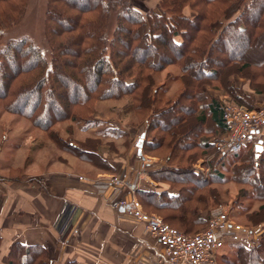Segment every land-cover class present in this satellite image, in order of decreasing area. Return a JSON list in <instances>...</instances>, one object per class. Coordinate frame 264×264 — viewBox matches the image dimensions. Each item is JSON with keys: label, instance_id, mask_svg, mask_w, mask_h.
Here are the masks:
<instances>
[{"label": "trees", "instance_id": "obj_1", "mask_svg": "<svg viewBox=\"0 0 264 264\" xmlns=\"http://www.w3.org/2000/svg\"><path fill=\"white\" fill-rule=\"evenodd\" d=\"M25 3L0 0V38L4 27L21 17ZM186 8L193 15L185 13ZM111 17L114 28L106 38ZM46 22L53 44L50 60L26 37L0 48V101L8 113L48 134L58 149L98 171L113 173L98 151L119 153L115 142L123 140L125 149L126 133L98 132L99 122L81 114L97 102L127 99L123 113L145 123L142 154L167 153L166 168L151 178L178 189L176 195L137 189L143 211L170 212L165 219L185 229L201 226L204 221L195 219L196 210L218 199L211 186L229 180L249 187L240 189L241 197L260 203L248 215V223L264 222V150L247 149L232 156L230 177L220 170L227 157H219L205 178L190 168V163L213 153L214 142L228 134L226 100L248 109L256 105L235 86L233 76L246 79L252 91L264 96V0H159L156 12L146 14L135 10L130 0H48ZM11 58L18 66L5 70ZM170 66L179 74L167 72L157 84L156 75ZM174 78L180 88L170 96L166 84ZM206 87L217 95L206 93ZM79 91L83 94L77 98ZM71 122L92 137L74 143L72 126L66 127L68 139L53 129ZM236 258L237 264H264V235L249 248L238 246ZM7 264L50 260L41 246L16 243Z\"/></svg>", "mask_w": 264, "mask_h": 264}, {"label": "rangeland", "instance_id": "obj_2", "mask_svg": "<svg viewBox=\"0 0 264 264\" xmlns=\"http://www.w3.org/2000/svg\"><path fill=\"white\" fill-rule=\"evenodd\" d=\"M158 1L159 0H130V3L131 6L139 13L146 14L150 11L156 12V5ZM47 4L48 0H26V3L24 4L25 8L21 12V17L17 19L14 24L4 27L0 38V48H2L10 40L26 37L33 46L41 51L47 60H50L53 44L50 41L51 37L47 32ZM6 13L11 17V12L6 11ZM185 13L191 15L192 12L186 8ZM113 28L114 20L113 17H111L109 26L106 30V38L111 37ZM9 62L10 63H7L8 65L5 70L10 71L18 66L16 59L11 58L9 59ZM167 72L171 73L174 77L179 74L177 68L170 66L163 72L156 75L157 84H161L163 82V78H165ZM166 86L168 94L172 96L175 92L177 93L180 88V83L174 78L167 83ZM82 94L83 93L79 91L76 93V97L78 98ZM64 98L68 100L69 95L67 94ZM127 101V99H123L120 101L105 100L97 102L94 104V108L91 111H88L90 113L82 112L81 116H87L86 118H93L98 121V132L99 130L103 131L104 129H121L122 131H126L127 135L137 134L134 135L135 139L133 145L137 150L138 148L136 146L141 135L137 126L140 124L139 120H137V118L132 114L127 115L123 113V109L125 105H127ZM60 111L61 109L57 110V112ZM68 125L72 126V142L76 143L77 141H83L86 137H92L90 131L84 132L80 124L72 122L58 124L53 129L62 138L68 139L66 132V127ZM115 144L118 147L117 150L119 151V154H122L125 150L122 148L124 145L123 140H119L115 142ZM247 149H252V146L249 145L247 148L244 147L241 151L244 152ZM165 154L167 155V153L162 152V156H159L142 154L141 152L140 156L135 154L131 162L128 163L130 164V168L132 170L135 163L143 156L152 158L154 161V164L149 169L145 170L142 182H138L140 187L139 189L154 193L165 192L169 195L177 194L178 189L176 187H172L167 183L156 182L151 178L152 173H156L166 168L167 163L165 160ZM227 158L228 159L223 162V167L221 166L222 168L220 170L225 173L226 177H230V167L232 163H234V160L231 159V157ZM217 159H219V157L214 155V153H211L210 155L203 156L197 161L190 163V168L192 170L194 166L199 167L201 172L197 174L205 178L212 171V167L215 165ZM211 161H213V163ZM219 164H217V168H219ZM45 172L50 174H55L56 172H71V174L79 173L83 177L93 180L104 177L105 175H113V173L98 171L95 167L93 168L92 166L81 162L76 156L58 149L54 142H52L48 137V134L40 129L34 128L27 120L8 113L0 101V176H2L3 182L14 179L19 180L22 178L41 185L43 184L42 179H39L38 175ZM147 175L149 176V179L146 178ZM52 178L56 179V177ZM211 188L216 189L218 199H212L206 203L205 207H198L196 210L195 219L197 220V218H200L204 221L201 226H192L189 229L188 227L185 229L183 226L181 227L177 224L176 221L169 222L165 219L166 216L172 215L170 212L156 211L153 208L144 212L156 215L159 218L166 220L172 225H170L171 227L184 234L202 232L206 228L207 221L211 218V216L220 211L227 212L230 218H232L236 223L248 228L249 230H264V222H260L255 225L248 223V215L257 210L260 205V203L254 202L251 199V196L241 197L242 195L240 189L249 190V187L246 185L242 186L228 180L226 183L215 184L211 186ZM190 205L192 206L193 204ZM63 228L65 229V227ZM142 243L145 244L144 249L140 248ZM244 244L245 246L239 243L224 246L218 252V263L237 264V247L242 246L244 248H249L250 245L257 244V242L254 243L248 239L244 242ZM155 250L156 248L149 247L145 242L137 240L132 243L128 256L131 259V262L135 261V264H143L141 259L146 257L148 254H153Z\"/></svg>", "mask_w": 264, "mask_h": 264}, {"label": "crops", "instance_id": "obj_3", "mask_svg": "<svg viewBox=\"0 0 264 264\" xmlns=\"http://www.w3.org/2000/svg\"><path fill=\"white\" fill-rule=\"evenodd\" d=\"M232 80L256 105L263 102L264 96L252 91L246 79L233 76ZM204 90L209 95L218 93L208 87ZM144 126H137L140 134ZM134 135L126 133L128 145L122 154L99 149L113 175L123 173L130 179L128 163L137 154ZM77 176L82 175L40 173L41 185L22 178L3 182L0 176V264H7L8 253L16 243L41 246L50 264H135L128 256L133 242L139 240L157 248L142 224L124 219L122 211L114 207L119 193L102 197Z\"/></svg>", "mask_w": 264, "mask_h": 264}, {"label": "built area", "instance_id": "obj_4", "mask_svg": "<svg viewBox=\"0 0 264 264\" xmlns=\"http://www.w3.org/2000/svg\"><path fill=\"white\" fill-rule=\"evenodd\" d=\"M223 118L229 131L214 142V155L232 157L249 145L253 150L256 146L264 148V103L248 109L226 100ZM153 164V159L139 158L130 171V179L123 173L94 180L77 176L79 182L92 187L102 197L119 193L114 207L122 209L124 219L136 225L142 224L145 233L155 240L157 248L153 254L141 259L143 264H219L217 255L224 246L244 243L248 239L254 243L260 241L263 229L249 230L236 223L225 211L212 215L206 228L195 235L184 234L158 216L145 213L135 192L145 170ZM192 170L201 172L197 166ZM140 248L144 249L145 244L142 243Z\"/></svg>", "mask_w": 264, "mask_h": 264}, {"label": "water", "instance_id": "obj_5", "mask_svg": "<svg viewBox=\"0 0 264 264\" xmlns=\"http://www.w3.org/2000/svg\"><path fill=\"white\" fill-rule=\"evenodd\" d=\"M144 139V134H141L140 135V139L138 140V143H137V148H138V156L141 155V147H142V141ZM262 151V147L261 146H256L255 147V152H260ZM120 211H122V209H120Z\"/></svg>", "mask_w": 264, "mask_h": 264}]
</instances>
